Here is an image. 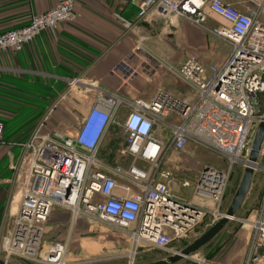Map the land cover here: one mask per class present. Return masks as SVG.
<instances>
[{"label":"built area","instance_id":"built-area-1","mask_svg":"<svg viewBox=\"0 0 264 264\" xmlns=\"http://www.w3.org/2000/svg\"><path fill=\"white\" fill-rule=\"evenodd\" d=\"M131 1L139 8V19L152 9L186 17L231 44L232 52L220 66H206L195 55L179 67L169 66L193 88L194 102L164 90L148 102L99 89L93 107L80 118L73 134L55 129L44 132L49 112L25 141L17 143L23 169L17 176L13 222L2 242L6 261L15 257L69 264L70 238L48 245L44 241L45 224L55 206L70 210L74 223L82 216L95 218L124 230L136 247L171 251V245L187 237L208 214L214 221L225 215L234 166L250 164L255 124L264 120V1L248 13L223 0ZM75 2L61 0L29 23L4 31L0 50L17 52L43 31L75 21ZM207 2L228 25L214 29L206 25L203 7ZM115 17L127 29L134 26L119 12ZM124 108L129 112L122 120ZM176 117L180 121L172 124ZM112 126H119L125 136L121 159L115 164L99 155ZM161 127L170 129L168 140L159 133ZM4 129L0 120V148L7 144ZM189 143L213 152L225 165H204L193 181L182 180L180 190L191 189L184 195L174 189V171L165 167V159L170 150L182 151ZM253 167L264 173L262 159ZM246 221L252 237L244 264H264V193L256 214ZM187 258L193 264H224L197 252ZM130 264H134V252Z\"/></svg>","mask_w":264,"mask_h":264},{"label":"crops","instance_id":"crops-1","mask_svg":"<svg viewBox=\"0 0 264 264\" xmlns=\"http://www.w3.org/2000/svg\"><path fill=\"white\" fill-rule=\"evenodd\" d=\"M60 1L0 0V34L29 23L34 15L50 10ZM223 1L248 13L264 0ZM75 6V21L63 22L54 31H43L17 52L0 50V120L32 122L34 131L41 116L55 112L63 116L61 121L57 125L54 122L51 128L49 121L45 130L73 134L81 116L93 107L99 89L148 102L164 90L180 100L194 102L196 93L187 87L194 91L193 88L169 66H181L190 55L206 66H220L232 52L231 44L186 17L158 14L152 9L139 19V8L131 0H76ZM203 11L209 28L229 24L213 12L209 2ZM117 12L134 21V26L125 28L116 19ZM54 100H58V106ZM128 112L127 108L122 110V120ZM173 120L172 124L180 118ZM159 133L166 139L170 134L168 128L159 129ZM124 140L125 136L119 157ZM9 146L7 141L3 147ZM66 212L71 219V211ZM77 241L85 253L92 252L84 237ZM92 244L96 245L95 253L115 249L116 245L111 240ZM79 263L69 260V264Z\"/></svg>","mask_w":264,"mask_h":264},{"label":"rangeland","instance_id":"rangeland-1","mask_svg":"<svg viewBox=\"0 0 264 264\" xmlns=\"http://www.w3.org/2000/svg\"><path fill=\"white\" fill-rule=\"evenodd\" d=\"M187 89L195 94L194 91L188 87ZM53 103H56L57 106L59 105L58 100H54ZM47 114L41 116L37 121V125H39ZM62 117L63 116L55 112L50 114L47 122L49 123L50 121L51 123L49 128L53 126L52 124L54 122H56V125L59 124ZM64 121L69 123L66 119H64ZM171 121L174 122V120ZM3 122H5L4 137L11 146L7 148L2 146L0 148V257H2V259L6 256L2 251V242L10 231L11 222H13V214L16 209L17 191L19 187L18 182H20L17 176L23 169L21 160L23 154L17 143L25 141L33 132L32 122L7 120H3ZM259 126L260 123L255 124L257 129ZM116 127L117 138L122 142L124 137L123 132L119 129V126ZM160 129L165 128L161 127ZM14 130H18V132L13 133ZM46 131L47 130L44 132ZM108 138L109 136L107 137V141L109 140ZM167 138L169 139L168 135ZM107 141L104 142L102 146H106L105 144H107ZM118 158L121 159V157ZM261 159L264 161V152L260 154V160ZM209 164L218 166L225 165L219 156L193 143H189L182 151L170 150L165 159V167H169L174 171V189L179 190V192L184 195L189 194L191 189L180 190L181 181L185 178L193 181L199 175L201 168ZM244 169L245 164L243 162L234 166L224 201V212L228 210L238 189L244 174ZM263 193L264 173L262 171H256L251 188L235 217L230 220L216 238L201 248L197 253L224 264H244L252 237V228L247 224L248 221H246V219L256 214L261 205ZM216 221L217 220L214 221V217L211 214H208L205 220H203L195 230L184 239L175 241L170 247L171 251H168L154 246L138 245V247H136V244L125 234L124 230L95 218L82 216L74 223L73 217L71 216V219L68 218L65 209L61 206H55L44 228V241L45 245H48L55 241H61L67 234H70L69 238L71 239V243L67 254L68 262L72 258V260L80 262L79 264H127L132 261L131 254L134 252V264H146L160 259H166L168 256L173 255L174 251H181L184 247L206 232ZM80 237H84L87 242H90L89 251L92 252L85 253L84 249L79 247L77 240ZM109 240H111L113 244L114 242L116 243L115 249L112 248L111 250L107 249L103 252L95 253L94 246L96 245L92 244L93 242H107ZM8 259L15 264H40L23 258L9 257ZM175 264H193V261L189 258H184L182 261Z\"/></svg>","mask_w":264,"mask_h":264},{"label":"water","instance_id":"water-1","mask_svg":"<svg viewBox=\"0 0 264 264\" xmlns=\"http://www.w3.org/2000/svg\"><path fill=\"white\" fill-rule=\"evenodd\" d=\"M264 143V120L260 123L257 129L254 143L252 146V151L250 154V164L244 169V174L242 176L241 182L238 189L231 201V204L226 211L225 215L214 223L206 232H204L200 237L194 240L192 243L188 244L178 253L168 256L166 259H160L146 264H175L182 261L184 258L198 252L205 245L209 244L217 235L226 227L230 220L235 217L236 213L242 207L244 200L251 188L253 177L255 175V169L253 163L257 162L260 158V153ZM0 264H15L11 261H6L0 257Z\"/></svg>","mask_w":264,"mask_h":264},{"label":"trees","instance_id":"trees-1","mask_svg":"<svg viewBox=\"0 0 264 264\" xmlns=\"http://www.w3.org/2000/svg\"><path fill=\"white\" fill-rule=\"evenodd\" d=\"M116 126H112L110 129V137L109 140L107 141L106 146H102L100 149V158L106 160L109 163L115 164V161L118 159L119 155V149L121 148L120 146V141L117 138V132H116ZM4 134V131H3ZM118 139V140H117ZM120 142V143H119ZM209 259H212L208 257Z\"/></svg>","mask_w":264,"mask_h":264},{"label":"bare ground","instance_id":"bare-ground-1","mask_svg":"<svg viewBox=\"0 0 264 264\" xmlns=\"http://www.w3.org/2000/svg\"><path fill=\"white\" fill-rule=\"evenodd\" d=\"M131 255L133 256V253Z\"/></svg>","mask_w":264,"mask_h":264}]
</instances>
